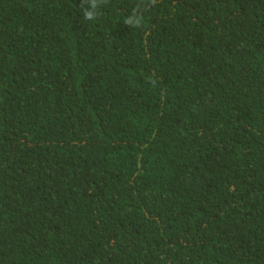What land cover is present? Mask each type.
I'll list each match as a JSON object with an SVG mask.
<instances>
[{
    "label": "trees",
    "instance_id": "1",
    "mask_svg": "<svg viewBox=\"0 0 264 264\" xmlns=\"http://www.w3.org/2000/svg\"><path fill=\"white\" fill-rule=\"evenodd\" d=\"M0 264H264V0H0Z\"/></svg>",
    "mask_w": 264,
    "mask_h": 264
}]
</instances>
